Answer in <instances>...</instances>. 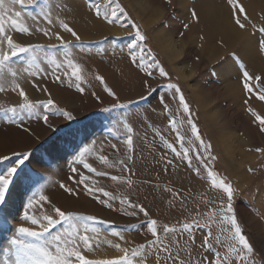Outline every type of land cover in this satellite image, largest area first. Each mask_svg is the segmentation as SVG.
Here are the masks:
<instances>
[{
    "label": "rangeland",
    "instance_id": "374dc122",
    "mask_svg": "<svg viewBox=\"0 0 264 264\" xmlns=\"http://www.w3.org/2000/svg\"><path fill=\"white\" fill-rule=\"evenodd\" d=\"M71 1L74 0H40L41 4L51 5L55 20L51 25L39 18V7L32 5L23 10L25 17L32 20V23L29 24L31 30L37 31L35 29L40 25L38 21H43L41 27L49 29V36H52L53 32H59L65 41L70 42L67 48L60 46V42L54 36L49 39L42 32L34 34L32 37L19 33L20 38L16 37L15 31L10 32L13 40L18 43L45 46L43 51L37 54V63L46 70L44 73L34 76L37 82L43 85L41 89L37 90L43 92L41 94L43 97L32 98L30 95L29 98L33 101L51 98L58 108L71 112L75 118L68 120L55 111L38 108L32 114L21 113L22 121L17 116L16 122L10 123L8 116H11V113L6 116L4 112H0V130L7 133L10 130H20L30 135L33 140L31 147L16 149L0 155V175H6L9 168L17 167V172L11 178L12 183L6 193V204L0 205V264L15 260V249L10 244V240L15 234V227L20 223H25L20 218L28 201L30 199L38 200L40 195L48 196L49 200L61 207L62 210L67 209L83 216L92 215L98 219L109 221L107 224L93 221L80 222V224L86 223L99 230L98 236L95 233L91 234L96 236L98 246L94 245V251H85L84 253L89 259H116L123 253L112 247L113 244L118 243L121 247L131 250L133 247L146 244L148 240L153 239L149 231V218L140 213L138 209H135L137 211L135 216L125 215V211H133V209L129 208L127 204L121 205V199L130 200L137 205L142 204L146 208L149 217L158 221V232L170 249L171 245L176 244L177 239L179 240L183 235H189V233L184 232L183 235L177 233L175 236L167 234V239H165L163 225L176 226L179 229L183 223H191L194 219L198 220L200 227L192 229L196 236L193 246L199 251L201 250L199 253H203L202 255L195 253L194 255L199 256H194L195 259L193 255H191L192 257L189 255L191 258L186 259V253H180L179 259L184 260L186 264H209V262L215 264L214 254L216 251H219L221 256L227 253V245L230 241L226 237L229 233L223 229L228 228L229 225L226 222L220 223L224 215H230L226 211V195L222 190L211 186L207 172L196 158V152L199 151L203 154L204 149L191 131L188 114L179 104L178 94L167 87L170 83L180 87L190 106L191 119L197 125L201 138L205 143L212 145L211 155L216 159L212 160L208 157L205 163H208L212 171L216 172L219 177L226 178V182L231 183L238 190L232 201L233 208L244 234L255 249L253 256L255 264H264V213L261 209L264 200V152L256 151L257 148L264 149V132L259 130L258 122L251 118L258 132L251 130L249 124L244 121L240 126L235 119L230 120L229 128H224L222 122L227 120L228 116L226 115V118L215 117L213 110L217 106L223 111L227 106L233 108L235 104H230L228 100L219 101L220 104L218 102L217 105L216 103L205 105L201 102L197 94V86L213 89L214 97L220 98L221 93L214 86L221 87L222 80L220 71L216 75L209 74L208 68L217 67L218 64L216 62L209 63L207 56L202 52L205 48L203 38L206 34L197 35V41L190 40L191 10L185 12L182 10L181 4L176 5L175 0L172 5H169L167 0H162L164 4L159 6L161 12L158 17L147 22L144 14L137 9L136 0H95V3L101 5L99 17L95 16L89 0H75L80 6L84 5L83 7L88 9L92 17L108 27V29L101 28L100 31H97V35L87 39L79 34L72 22L68 10V4ZM117 3L124 11L120 13L117 10L118 18L115 19L109 15V19L113 21L109 23L103 17L106 12L110 13L112 9H115ZM140 3L143 1L141 0ZM17 10H19V6H17ZM33 16L38 18L33 20ZM59 20L67 22L80 35L81 40L77 42L69 33L64 32L59 26ZM54 22L60 30L53 31ZM185 23L188 24V28H184ZM133 24L138 26L141 33L147 38L145 41L139 42L140 47L144 49L146 63L151 64L153 62L151 57L154 56L168 73L167 77L160 76L159 71L155 68L148 69L153 73L149 77L143 69L138 68L132 62L131 52L138 53V49L130 50L129 48V44L134 40L135 28H133ZM159 28L171 33L174 48L180 51L179 57L169 59L167 51L159 44L155 34ZM49 45H56V47H48ZM100 49L103 51H99ZM69 50L73 53L72 58L84 67L85 82L81 84L85 88L83 93L75 88L68 77L63 76L64 67L55 70L47 59V57L55 56L58 61L63 60L64 53ZM228 54L223 55L219 60H226ZM229 56L235 59L231 54ZM30 59L31 54H21L14 58L12 67L18 71L21 67L27 68ZM236 62L238 61L236 60ZM181 66L185 68L184 74L188 77L181 74ZM189 74H191L190 78ZM56 75L61 76L60 81L55 80ZM96 75L104 77L108 87H111L119 96L118 101L107 94L104 85L95 79ZM258 76L261 77V80L259 82L251 81V84L257 91H261L264 90V77ZM234 80H237V77ZM145 81L148 82V87L145 86ZM0 83H3L5 88L9 86L6 74ZM54 85L68 90L73 94L74 100H78L71 103L56 99L52 92ZM45 88L48 90L47 92L42 91ZM48 93H51V97ZM93 93L100 96L103 103L97 101ZM142 95L144 99H141ZM114 103L125 106L113 108ZM105 108L110 111H104ZM240 114L243 113L240 112ZM44 115L49 118L47 124L42 119ZM243 116L245 115L243 114ZM172 120L177 122L175 129L172 127ZM245 121L247 120L245 119ZM125 124L132 127V133L127 132ZM24 129H28V131ZM229 130H237L236 134L241 141H244L241 146L242 152L248 153V158L241 157L240 154L236 158L230 156L224 144V138L230 136ZM128 135H131L133 140L131 149L126 144ZM180 135L184 136L183 147L179 140ZM93 142H95L94 145ZM168 143L173 144L177 151L182 153L184 149H188L193 167L201 168L199 176L196 175L193 168L187 166V160H181L167 147ZM112 145L116 147L113 148ZM90 146L93 151L91 154L85 155V161L91 163L97 171L106 172L107 175L97 176L83 167V164L76 162L78 154L85 147ZM230 146L236 147L233 139L230 140ZM24 154H29L27 159H24ZM101 154L107 155L111 162H116L115 166L108 167L101 164L97 158ZM22 159H24V163L20 164ZM119 160H124L126 167L119 165ZM168 161H172V164H168ZM72 168H76L77 171L73 172ZM81 175L90 178L86 181L90 186L95 182L96 187H102L116 197L115 200L109 201L113 205L112 208L100 204L96 199L99 197L107 200L108 198L104 197L102 193L89 194L84 185L77 183ZM112 176L121 179L113 180ZM247 176H249V180L245 179ZM129 180L131 186L128 184ZM61 184L75 189L76 194L65 192L60 187ZM167 188H171L173 191L168 192ZM60 191H64L66 195L72 197L83 195L94 206L85 205L82 209L66 208L61 204L62 201L58 200ZM173 193H179V197L174 199ZM169 201H172V204H169ZM44 207L51 212L50 205L45 204ZM213 211H215V215H212ZM255 221L260 222L263 230L256 229ZM205 224L210 225L213 237H219L220 240V243H216L215 239L210 241L214 246L211 251L206 247H200L204 236L209 231V228L204 226ZM133 225L135 227H132ZM25 226L35 227L30 223H25ZM67 227V224L57 225L52 232L54 234ZM116 232L123 235L124 239L120 240L118 236L113 235ZM108 241H111V244ZM189 252L191 253V250ZM160 253L162 258L160 264H164L168 258L163 252ZM155 257L157 258L155 249H148L139 260L143 261V264H157ZM234 264H236L235 261Z\"/></svg>",
    "mask_w": 264,
    "mask_h": 264
},
{
    "label": "snow or ice",
    "instance_id": "6c2138e0",
    "mask_svg": "<svg viewBox=\"0 0 264 264\" xmlns=\"http://www.w3.org/2000/svg\"><path fill=\"white\" fill-rule=\"evenodd\" d=\"M176 5L181 3V0H175ZM90 7L94 10L95 16H100L101 5L95 3V0H89ZM169 5L173 4V0H167ZM231 8L234 10V23L240 30L247 31L249 21V17L246 13V10L243 4L240 3V0H228ZM37 6L40 8V12L38 14L39 18L47 21L49 25L53 23V14L51 11L50 4H41L40 0H0V81L3 80L5 74H10L12 80L10 83L13 85L12 91H18V94L21 98V102L12 107H2L0 106V112H4L7 116L8 113H11V116H8V120L10 123L16 122V117L19 116L20 120H23V116L21 113L32 114L38 108L46 109L49 111H55L58 114L63 115L68 120H73L75 117L71 112H66L63 109H60L56 106L55 101L51 98L47 100H37L33 101L29 98L24 88L17 82L20 72L12 67V62L15 57L20 56L21 54H31V59L28 61V67L23 69V72L29 73L32 76H36L38 74H42L45 72V68L41 67L39 63H37V54L45 48L44 45L41 44H24L18 43L13 40L11 31H15L21 34L32 35V30L25 23V14L23 10L28 6ZM17 6H19V10H17ZM59 7V5H57ZM122 13L124 10L117 3L116 8L112 9L110 13L106 12L104 15V19L108 20L109 23L113 21L109 19V15L115 19L118 18V11ZM242 14V16H241ZM191 16L198 21L197 12L193 10L191 12ZM38 17L33 16L32 19L36 20ZM57 19H59L57 17ZM59 26L64 30V32L69 33L72 37L75 38V41L79 42L81 40L80 35L64 20H59ZM135 28L134 40L129 44L130 50H137V52H131L132 62L137 65L138 68L143 69L149 77L153 75L151 71L148 69L155 68L159 71L160 76L167 77L168 73L165 71L164 67L160 65V63L156 60L154 56L151 57L152 63H146V55L144 49L140 47L139 42L145 41L147 38L143 35L138 26L135 24L132 25ZM253 29H256V26L253 24L251 26ZM184 28H188V24H184ZM38 31L42 32L44 36L52 38L55 37L57 41L60 42V46L67 48L69 43L65 41L64 37L60 35L59 32H53L52 36H49V29L47 28H39ZM258 33L261 34V37L257 39V47L261 52H264V25L256 29ZM182 34V33H181ZM48 47H56V45H49ZM7 49V50H5ZM99 51H103L100 49ZM232 56H236L235 53L231 54ZM73 53L69 50L64 53L63 60H57L55 56L47 57L48 62L53 65L55 70L64 67L65 70L63 72V76L68 77L70 81L74 84L75 88L83 93L85 88L81 86L82 83L85 82L84 76V67L77 63L73 58ZM199 59V57H197ZM210 75H216L220 68L217 67H209L208 68ZM243 77V87L245 90L254 94L257 99L260 101H264V90L257 91L256 88L250 83L255 80L259 82L261 80L260 76H253L246 69L242 73ZM95 79L100 81L101 84L104 85V89L109 96H111L114 100H119V96L111 87H108L107 83L103 76L96 75ZM56 81L61 80L60 75L55 76ZM145 86L148 87V82H144ZM169 89H173L176 94H178L179 104L182 106L183 111L188 114V124L191 126V131L195 135V139L199 141L200 146L204 149L203 154L199 151L196 152V158L199 160L200 164L203 166V169L207 172V177L210 181V184L213 188L222 190L227 198V206L226 211L230 215H224L220 221L221 224L227 223L229 225L228 228L223 229L229 233L226 237L230 243L227 245V253L224 256H221L219 251H216L214 254L215 264H255L253 260V256L255 253V249L252 243L249 242L248 237L244 234L243 228L240 222L237 219L236 211L233 208V198L237 193V189L231 184L226 182V178H221L218 174L209 167L208 163H205V160L210 157L212 160H215L216 157L211 155L212 145L211 143H205V141L201 138L199 134V129L194 121L191 119V110L190 106L185 100V97L177 84L170 83L167 85ZM6 91L3 83H0V92ZM43 91L47 92L48 90L45 88ZM149 91L151 89L149 88ZM49 97H51V93H48ZM97 101L101 100V97L93 93ZM141 99H144L143 95ZM124 104H113L112 107H124ZM167 108V105H165ZM104 111H110V109L105 108ZM249 112L255 117V120L259 124V130L264 132V116L256 113L252 108L248 109ZM45 124L48 123V116L44 115L42 117ZM172 127L175 129L177 127V122L175 120L171 121ZM51 127V125H49ZM128 133H132L133 129L130 125L125 124ZM28 131V129H24ZM163 139V137H162ZM179 140L181 142V146L183 147L184 136L180 135ZM95 142H93V145ZM126 144L129 149L132 148L133 140L132 136L128 135L126 139ZM115 148V145H112ZM167 147L172 150L181 160H187V166L193 168V171L197 176L200 175L201 168L193 167L192 157L188 155V149H184L183 153L177 151V149L173 146V144L168 143ZM93 148L85 147L76 157V162L83 164V167L87 168L89 172L95 173L97 176H105L106 172L97 171L95 167L91 163L85 161L84 157L86 154H91ZM102 151V149H101ZM257 152H264V149L257 148ZM29 154H24V159H27ZM98 160L101 164L107 165L108 167H114L116 162H111L107 155H99ZM7 159V157H5ZM24 159L20 160V164L24 163ZM119 165H123L126 167L124 160L118 161ZM168 164H172V161H168ZM167 170V169H165ZM73 172H76V168H72ZM17 172V167L9 168L6 172V175H0V205L6 204V193L9 190V186L12 183V177ZM113 180H119L120 177L112 176ZM90 178L88 176L81 175L77 181V183L84 185V188L88 190L89 194L94 192H100L104 197L108 199H100V204L107 205L108 208H112L113 205L109 201L115 200L116 197L113 196L111 192L105 191L102 187H96L95 182H93L92 186H90L86 181ZM129 186H131V181H128ZM61 188L64 189L65 192L75 195V189L69 188L64 184L60 185ZM166 191L172 192L171 188H167ZM179 193H173V198H178ZM45 204L50 205L51 212L47 211L44 207ZM121 205L127 204L129 208L133 209V211H125V215L135 216L137 215L138 209L140 213H143L145 217L149 218V231L151 232V236L153 239L148 240L146 244H139L133 247L131 250L128 248L121 247L120 244H113L112 247L118 249L123 255L116 259H105V260H97V259H89L84 254L85 251L92 252L94 251V245L98 246L96 241V236L99 235V230L95 227H91L90 225L84 223L80 224L81 221H93L99 224H107L109 221L98 219L96 216L88 215L83 216L77 212L64 209L58 207L55 203H52L49 200L48 196L40 195L38 200L30 199L26 208L23 211V215L20 218L25 223H30V225L35 227L25 226V223H20L15 227V234L12 236L10 240V244L15 249V260L7 261L6 264H143V261H140L139 258L144 256L148 249H155L157 253V264H160L161 257L159 256L160 252H163L169 260L173 261V264H185V261L179 259V252L173 255L170 250V246L165 244L161 239V235L158 232V221L156 219H152L149 217V213L146 208L141 204H133L130 200L121 199ZM169 204H172V201H169ZM223 210V209H222ZM212 215H215V211H213ZM67 224L68 227L64 228L63 231H59L53 234L52 230L57 227V225ZM79 225V226H78ZM206 228H209L207 235L204 236L203 241L200 245L202 248H207L208 250H213V239H215L216 243H220L219 237H213V233L211 231L210 225L205 224ZM132 227H135L133 225ZM193 227H200V223L198 220H193L191 223H183L180 225L178 229L176 226H169L167 224L163 225V233L165 234V239H167V234H175L179 233L183 235L184 232L189 233L188 241L192 244H195L196 236L193 233ZM82 228V231H81ZM95 233L96 236L91 235ZM113 235L118 236L120 240H123L124 237L119 232L113 233ZM111 244V241H108ZM176 245L179 246V240H176ZM191 255V253H188ZM164 264H167V261H164ZM212 264V262H209Z\"/></svg>",
    "mask_w": 264,
    "mask_h": 264
},
{
    "label": "bare ground",
    "instance_id": "6f19581e",
    "mask_svg": "<svg viewBox=\"0 0 264 264\" xmlns=\"http://www.w3.org/2000/svg\"><path fill=\"white\" fill-rule=\"evenodd\" d=\"M74 1H71L68 4V10L71 14L74 26L77 28L79 34L83 36V38L85 37L88 39L94 37L95 35H97V31H100L101 28L108 29V27L103 22H100L99 20L92 17L89 14L88 9H85V7H83V4V6H80L76 3V1ZM140 1L141 0H136L137 9H139L144 14V18L147 22H150L154 18L158 17L161 12L159 6L164 4L162 0H142L143 3H140ZM240 3L243 4L249 17V21L247 22V31L240 30L235 25V13L228 3V0H181L180 4L182 10H184L185 12H190V10L191 12L193 10L197 12L198 21L192 16L189 18V34L191 37L190 40L197 41V35L205 33L206 35L203 38L205 48H203L202 52L203 54H205V56H207L206 58L209 63L216 62L218 64L217 66H219L220 68L222 86L219 88L217 86H214V88L218 90L219 93H221L220 98L214 97V92H212L213 89L202 87L199 88V86H197V94L199 95L201 102L205 105L208 103H216L217 105L219 101L221 102L228 100L230 104H235L233 108L227 106V108H224V110L222 111L221 109H219V107L216 106V108H214L213 110V115L215 117L226 118L228 116L227 120H224V122H222V126L224 128H227L230 120L235 119L240 126H242V122L244 121L245 123L249 124V128L251 130L258 132L257 128L253 125L254 122L251 120H255V117L251 112L248 111V109L252 108L256 113L264 116V102L257 99L254 94H250L245 91V88L243 87L242 73L246 69L253 76L262 75L264 77V52H261L257 47V39L261 37V34L256 31V29L264 25V0H240ZM25 23L27 24V26H29V24L32 23V20L25 17ZM42 23L43 21H38V24L40 25L35 29L37 31L32 30L33 34L29 36L32 37L34 36V34H39L40 31L38 32V29L42 28ZM253 24L256 26V29H253L251 27ZM57 30L60 29L55 23L53 31ZM14 34L16 35V37L20 38L19 33L14 32ZM155 34L159 41V44H161V46H163L167 51V55L170 60L180 56V51H177L174 48V45L172 43L173 37L170 36V32L159 28L156 30ZM45 38H43V40ZM232 53L236 54L235 59L238 62H236L234 58H230L229 55ZM227 54L228 56L226 60H219L222 59L221 57H223V55ZM21 68L19 69L20 75L17 82L21 85V87L24 88L28 96L31 95L32 98L35 96L43 97L41 95L43 94V92L37 91L38 89H41L43 85L40 82L38 83L34 76L23 72V67ZM184 71L185 68L181 66V74L184 77H188L184 74ZM6 75L9 79V86L6 87V91L0 92V106L2 107L19 104L21 102L18 91H12L13 85L10 83L12 77L10 76V74L6 73ZM190 76L191 74H189V78ZM235 77H237V80H234ZM52 92L53 96L60 101H70L71 103H74L78 100H74L73 94L71 92H69L68 90H63L57 85H54L52 87ZM212 98L213 100H211ZM230 109H232V112L230 111ZM240 112H242L246 117L243 116V114H240ZM245 119L248 122L245 121ZM248 119H250L253 123ZM229 131L230 136L224 138V144L230 156L232 158H236L237 155L240 154L241 157L248 158L247 156L249 154L245 151L242 152L241 146L244 144V141H241L236 134L237 130ZM231 139H233V141L236 143V147L230 146ZM32 144L33 140L30 135L23 131L15 129L10 130L9 133H7L0 130V155H4L5 153H9L16 149L31 147L33 146ZM244 176H246V174H244ZM245 179L249 180V176H247V178ZM58 196V200H61V204H63L66 208L82 209L85 205H88L90 207L94 206H92V202L83 195L72 197L66 195L64 191H60ZM262 202L263 203L261 209L264 213V200ZM261 226L262 225L259 221H255L256 229L263 230ZM188 236V234H185L181 238H179V246H177L176 244L171 245L172 248L170 250L174 256L177 252H179V254L186 253V259L191 258V255H193V258L194 256H198L194 255L195 253L202 255L203 252L199 253L201 252V250L199 251L197 248H194L193 244L188 241ZM188 249L191 250V257L188 254ZM159 256L161 257V253H159ZM168 261L167 264H173V261L170 262L169 259Z\"/></svg>",
    "mask_w": 264,
    "mask_h": 264
}]
</instances>
